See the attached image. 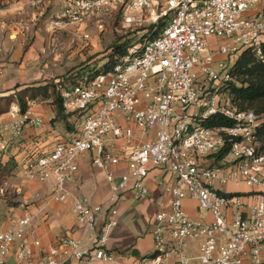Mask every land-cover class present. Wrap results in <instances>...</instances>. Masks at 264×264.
Instances as JSON below:
<instances>
[{
	"label": "built area",
	"instance_id": "built-area-1",
	"mask_svg": "<svg viewBox=\"0 0 264 264\" xmlns=\"http://www.w3.org/2000/svg\"><path fill=\"white\" fill-rule=\"evenodd\" d=\"M112 12L119 13L124 29L143 27L138 43L115 57L111 68H98L76 85H57L75 131L22 167L28 180L52 181L51 200L73 199V214L91 246L84 250L82 240L62 238L52 253L35 258L31 245L40 242H27L33 216L23 215L0 230V264L112 261L105 247L118 224L117 204L127 191L138 200L146 198L152 169L170 174L157 181L168 204L154 216L155 252L141 264H190L189 239L201 240L196 257L201 264H264V149L256 136L260 118L252 110H238L224 92L242 51L260 56L264 0H68L53 29L73 25L88 40L80 26L93 19L102 30L101 17ZM218 114L232 125H203ZM42 123L27 109L0 124V140ZM227 145V154L217 161L214 155ZM123 146L128 149L124 155L119 152ZM83 153H93L90 163L97 169L126 161L121 175L106 172L109 194L97 205L68 188ZM229 183L250 190L226 192ZM185 200L196 203L195 217Z\"/></svg>",
	"mask_w": 264,
	"mask_h": 264
},
{
	"label": "crops",
	"instance_id": "crops-1",
	"mask_svg": "<svg viewBox=\"0 0 264 264\" xmlns=\"http://www.w3.org/2000/svg\"><path fill=\"white\" fill-rule=\"evenodd\" d=\"M67 1L0 0V96L11 93L15 88L49 82L69 66L67 58L73 52L82 51L87 42L81 39L75 26L53 29V16L57 18ZM90 25H94L93 19L79 29L88 30ZM65 39H70V45L65 43ZM28 110L42 119V125L25 127L19 136L5 135L0 140V166L12 168L11 174L0 184V224L5 223L0 230L10 228L18 217L32 215L33 233L27 236V242H40L39 246L31 245L35 258L52 253L56 242L62 238L80 239L83 241L82 249H88L91 242L86 237V229L78 225L73 214V199L55 202L49 198L52 181L28 180L22 174L27 159L51 151L72 132L54 120L55 112L50 101H32ZM18 115V107L13 105L9 112L0 116V124L10 122ZM119 152L124 155L128 149L123 146ZM92 155L83 153L77 158L78 171L68 188L90 205H97L109 194L106 172L121 175L126 171V161L123 159L118 165L97 169L90 163ZM169 178L168 172L152 169L146 179L149 189L146 198L138 200L133 192H125L117 204L118 224L112 229L105 247L113 260L104 262L94 258L81 264H141V259L148 257L154 246L151 233L154 216L168 204V196L157 181ZM223 190L247 192L250 189L243 184L229 183ZM6 191L15 197V203L10 204L4 199ZM184 205L189 215L195 217L196 203L185 200ZM7 213L14 214V217L6 218Z\"/></svg>",
	"mask_w": 264,
	"mask_h": 264
},
{
	"label": "trees",
	"instance_id": "trees-1",
	"mask_svg": "<svg viewBox=\"0 0 264 264\" xmlns=\"http://www.w3.org/2000/svg\"><path fill=\"white\" fill-rule=\"evenodd\" d=\"M164 19H161L159 26L163 27ZM122 37H116L109 49L111 50L104 69L112 67L115 57L124 55L133 43L131 41L120 42ZM99 70L98 68H87L80 72L67 74L58 77L50 82L40 85H27L15 88L11 93L0 96V116L9 112L13 105L18 107L20 114L27 111L29 103L37 100H48L55 112V121L61 122L66 129L75 131L74 117L71 113H65L60 95L56 90L57 85H76L84 77H91ZM232 80L224 87V92L230 98L231 103L241 111L252 110L260 118L256 129V136L264 149V44L261 47L260 56L255 52L246 49L238 56L232 67ZM233 123L232 120L223 115H214L207 119L203 125L206 127H228ZM228 145L217 154L215 159L221 160L228 152ZM12 168L9 165L0 166V184L3 179L11 174Z\"/></svg>",
	"mask_w": 264,
	"mask_h": 264
},
{
	"label": "rangeland",
	"instance_id": "rangeland-1",
	"mask_svg": "<svg viewBox=\"0 0 264 264\" xmlns=\"http://www.w3.org/2000/svg\"><path fill=\"white\" fill-rule=\"evenodd\" d=\"M53 20H55V15L53 16ZM103 21V29L99 30L94 25H90L86 32L90 35L88 40H84L87 42L84 44V48L80 53L71 54L69 58V66L64 68L61 75H56L54 79L58 77L67 76V74H72L75 72H80L87 68H101L103 64L106 62L108 56L111 53L109 49L112 41L116 37H122L121 43L124 41H131L135 46L139 41V37L143 33V27L136 29H124L120 23L119 13L112 12L108 15H104L101 17ZM73 26L68 25L66 27ZM67 45H70V39L64 40ZM84 42V43H85ZM72 49H70L71 51ZM74 55V56H73ZM72 60V61H70ZM54 79L49 80L52 81ZM86 154V153H84ZM215 162V161H214ZM4 199L13 204L14 198L11 196L8 191L4 193ZM13 218L14 214H6V218ZM5 223L0 224V228H3ZM200 239H189L187 242V254L191 258L190 264H201L197 261L196 257L198 256L197 247L200 244ZM155 252V247L153 246L151 252L147 256H151Z\"/></svg>",
	"mask_w": 264,
	"mask_h": 264
},
{
	"label": "water",
	"instance_id": "water-1",
	"mask_svg": "<svg viewBox=\"0 0 264 264\" xmlns=\"http://www.w3.org/2000/svg\"><path fill=\"white\" fill-rule=\"evenodd\" d=\"M133 254H135V253H133ZM9 264H13V262L11 261Z\"/></svg>",
	"mask_w": 264,
	"mask_h": 264
}]
</instances>
